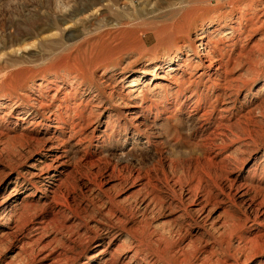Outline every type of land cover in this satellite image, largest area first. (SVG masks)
Listing matches in <instances>:
<instances>
[{"label": "rangeland", "instance_id": "obj_1", "mask_svg": "<svg viewBox=\"0 0 264 264\" xmlns=\"http://www.w3.org/2000/svg\"><path fill=\"white\" fill-rule=\"evenodd\" d=\"M43 1L0 0V264H264V0Z\"/></svg>", "mask_w": 264, "mask_h": 264}, {"label": "bare ground", "instance_id": "obj_2", "mask_svg": "<svg viewBox=\"0 0 264 264\" xmlns=\"http://www.w3.org/2000/svg\"><path fill=\"white\" fill-rule=\"evenodd\" d=\"M99 0H80L78 3L76 1V6L72 12L66 16V19L71 18L75 16L78 13L88 11L93 3L97 4ZM178 1V0H177ZM43 5H47L49 1H43ZM159 4V3H158ZM176 5H181L180 2H177ZM146 7V6H145ZM158 7L155 8V10ZM194 9V8H193ZM193 9H187L184 7H169L167 14L165 13V18H163V15L160 16L161 19L153 21L152 19H156L158 14L157 12H154V10L150 13L147 12L146 9H135L134 14V19L135 20H141V25H146L143 27V34H139V30L137 29V23H130L128 24L127 30L133 34L131 37H134L136 40H138V45L139 46H147L149 44H156L158 46L161 43H165L167 41H181V42H187V34L189 29L192 26V14H193ZM145 11V17L150 16V21H147L146 19H142V13ZM129 14V11H127ZM164 21V22H161ZM54 25L57 23L55 21L52 22ZM50 26V25H49ZM15 38V37H14ZM145 40V41H144ZM12 42H17V38L13 39ZM177 44V43H176ZM182 47H177L175 49V54L174 56L177 57V54L179 51L181 52Z\"/></svg>", "mask_w": 264, "mask_h": 264}]
</instances>
